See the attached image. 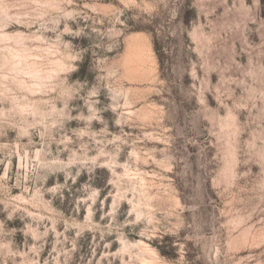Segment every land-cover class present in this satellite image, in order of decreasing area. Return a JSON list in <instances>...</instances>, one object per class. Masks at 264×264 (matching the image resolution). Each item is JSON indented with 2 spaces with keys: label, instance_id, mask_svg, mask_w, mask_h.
I'll list each match as a JSON object with an SVG mask.
<instances>
[{
  "label": "rangeland",
  "instance_id": "1",
  "mask_svg": "<svg viewBox=\"0 0 264 264\" xmlns=\"http://www.w3.org/2000/svg\"><path fill=\"white\" fill-rule=\"evenodd\" d=\"M0 264H264V0H0Z\"/></svg>",
  "mask_w": 264,
  "mask_h": 264
}]
</instances>
